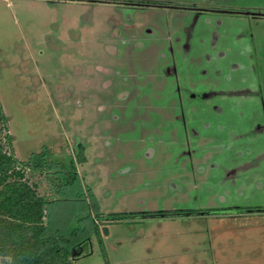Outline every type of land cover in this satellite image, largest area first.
Wrapping results in <instances>:
<instances>
[{"label": "rangeland", "instance_id": "rangeland-1", "mask_svg": "<svg viewBox=\"0 0 264 264\" xmlns=\"http://www.w3.org/2000/svg\"><path fill=\"white\" fill-rule=\"evenodd\" d=\"M132 1L136 0H0V103L14 155L25 161L45 150L50 160L67 164L79 144L84 148L85 161H75L78 178L71 173L53 187L44 175L27 172L39 194L55 195L49 205L53 226L75 231L77 239L90 238L76 264H264V212L236 209L175 219L142 214L227 205L264 207V135L244 131L261 118L253 98L216 100L226 114L221 119L235 130L231 134H243L239 147L223 135L229 132L220 131L215 140L210 138L217 151L209 157L204 152L209 143L200 147L195 140L200 131H187L194 155L190 166L181 154L186 132L164 131L173 123L150 110L166 105L173 88L171 77L161 75L167 61L160 52L168 56V32L182 33L191 45L185 58L175 52L181 71L211 73L215 68L214 84L255 90V69L264 80V18L135 9ZM144 1L206 2L264 13V0ZM145 27L152 34L144 32ZM122 37L146 46L130 48ZM112 49L122 53L115 55ZM191 55L197 62L194 67L189 64ZM134 65L154 81H138V91L129 89L130 82L120 83V90H130L133 98L109 97L112 92L103 82L111 74L104 69L131 72ZM190 76L197 86L209 82L205 74ZM143 103L147 106L140 114ZM195 105L190 112L198 117L205 104ZM234 108L251 119H236ZM211 114L206 112L204 119L213 123ZM159 121V131H141ZM245 145L250 152L241 150ZM109 214L121 218L112 220Z\"/></svg>", "mask_w": 264, "mask_h": 264}, {"label": "flooded vegetation", "instance_id": "flooded-vegetation-1", "mask_svg": "<svg viewBox=\"0 0 264 264\" xmlns=\"http://www.w3.org/2000/svg\"><path fill=\"white\" fill-rule=\"evenodd\" d=\"M131 7L135 9H152V8H161V9H178L184 12H191L196 15L199 14H205V13H220V14H225V15H250L253 17H262L264 18V13H254L251 11H246L244 9H237V8H230L229 6L227 7H221V6H214L212 4H206V2H202L200 4L196 3H191V4H181V3H174L171 1H163V2H149V1H144V0H136L132 1ZM152 29L151 28H146L144 29V32L147 34H152ZM134 33V31H131V34ZM167 40H169L168 44V56L165 57L162 52H160V56H163L164 59L167 61L165 64L166 67L162 71L161 75L164 77L168 76L171 77L173 81V94L172 90L170 89L171 95L168 96L170 99L166 105L161 106L162 108H150L152 113H158L159 115L163 116L165 118V121H170L173 123V125L170 126V128L164 127V131H185L186 135V140L184 141V149L182 150L181 154L185 158H187V161L190 166V164L194 165V158H193V152L191 150V142L190 138H188V132L187 131H192L193 133H196L195 131H200L196 136L195 140L198 143V146L202 147L204 145L203 142L209 143L208 148H205L204 152L209 156L213 157L217 149L215 147H212L211 144L214 142H211L210 138H214V136H218V133L220 131H227L229 133H224L223 135H228L229 140L231 138V145L234 147H239L243 139L242 138L243 134H239L237 136H234L231 134L230 131H235L233 128H230V125L225 118L221 119V115H226L224 110H223V104L216 102L217 99H236V98H247L249 99L253 98L255 100V103L257 105L258 111L257 113L259 114L258 117H261L258 121L255 122L253 127H250L249 129H245L244 131H258L260 135H264V80L261 78V73L260 71L256 70L254 73L257 78V85L256 89L252 91L251 88H241L240 90H236L235 86H230V85H217L214 84L213 76L216 74V69L214 68L213 72L211 71L207 73L206 70L202 69H192L191 71L188 69H184L185 71H181L178 66H177V59L175 56V52H181L182 58H185V56L188 53V50L190 49V44L188 43V39H185V37L182 35V33H173L171 36V33H167V37H165ZM124 43H127L128 45H131L130 48L134 47L137 50L139 49H144L146 44L141 43L140 40L135 38H120ZM173 40V41H172ZM113 53L115 55H119L122 53V51H119V49H112ZM197 62L194 60L193 55L189 57V64H191L193 67L196 66ZM216 71V72H215ZM104 72H107V74H111L110 76H106L105 81L103 82L104 88L110 89L112 94L109 96L111 98L115 99H126V98H133L131 95V91L128 90H120L119 84L120 83H131V86L129 89L133 88L135 91H138V81H144V84H151L152 82L148 81L149 80V73L147 71H144L141 66L139 65H134V70L129 72L126 69L123 68H117L115 70H109L108 68L104 69ZM128 72V73H126ZM215 72V73H214ZM190 74H193L195 76L205 74V79L208 82L207 85H201L197 86L198 83H192ZM197 74V75H196ZM191 77V78H190ZM212 80H209V79ZM117 81V83H116ZM129 87V86H128ZM127 89V88H126ZM168 92V93H169ZM106 93H108L106 91ZM164 98H167V95L164 96ZM137 99V98H136ZM135 100V99H134ZM199 101L205 104V106H202V111L200 112V115L196 117V114H192L190 112V109H192L195 105V102ZM139 101L137 100L135 103L136 105L140 104L138 103ZM146 104L143 103V105L137 110L140 114L143 113V111L146 109ZM234 107V105H233ZM136 111V109H135ZM212 111V116L214 118L213 123L210 122L209 120L204 119V115L206 112ZM235 118L236 119H241V118H246V119H251V116L249 113L246 112H241L239 108L235 109ZM188 113L189 117L188 118ZM191 115V116H190ZM195 116V117H194ZM202 118L201 124H199V120ZM198 118V119H197ZM175 122V124H174ZM188 123H190V127H188ZM154 127L149 128L151 130H145L141 128V131H159V127L161 126V121L154 123ZM166 128V129H165ZM209 132L212 133V137L209 136ZM146 134V133H145ZM194 139V137H192ZM228 139V138H225ZM235 141V142H234ZM159 142V141H157ZM211 142V143H210ZM160 143H162L160 141ZM211 146V147H210ZM264 147V146H263ZM241 149L242 151L250 152L248 149V146H242ZM261 152H263L262 156L264 157V148L260 149ZM205 156V155H204ZM235 170V169H234ZM230 174L228 173L226 177L229 178ZM235 174H232V176ZM195 182V181H194ZM246 210L248 212H264V207L259 208V207H239V206H233V205H227L225 207H203V208H177V209H158L154 211H145L142 214H150V215H157L161 217H166L169 219H175L178 218V216H186V217H191L194 215H209V216H216L219 213H225L227 210H230L232 212L233 210Z\"/></svg>", "mask_w": 264, "mask_h": 264}, {"label": "trees", "instance_id": "trees-1", "mask_svg": "<svg viewBox=\"0 0 264 264\" xmlns=\"http://www.w3.org/2000/svg\"><path fill=\"white\" fill-rule=\"evenodd\" d=\"M7 122L0 103V264H76L83 243L90 238L77 239L75 231L53 226L49 205L55 195L39 194L37 183L30 181L27 172L44 175L53 187L57 179L62 183L71 173L78 178L75 161H85L84 148L78 145L68 165L58 159L50 160L45 150L20 161L14 155ZM58 172L64 177H58ZM54 191L57 194L59 190ZM107 216L112 220L121 218L120 214ZM81 230L85 232L84 228Z\"/></svg>", "mask_w": 264, "mask_h": 264}]
</instances>
